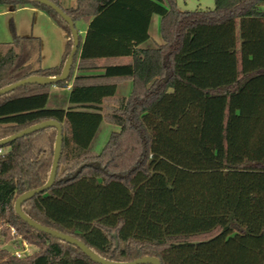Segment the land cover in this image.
<instances>
[{
    "label": "trees",
    "instance_id": "obj_1",
    "mask_svg": "<svg viewBox=\"0 0 264 264\" xmlns=\"http://www.w3.org/2000/svg\"><path fill=\"white\" fill-rule=\"evenodd\" d=\"M61 6L58 0H54ZM66 33L56 66L41 64V38L0 43V89L32 75L61 74L73 47L69 24L35 0ZM264 0H214L182 10L177 0H77L63 8L88 29L69 77L0 95V140L55 119L63 126L57 177L22 204L32 219L70 234L111 261L152 256L161 264H264ZM160 15L161 42L150 38ZM76 26V25H75ZM102 42V44H100ZM94 48L93 53L90 49ZM130 55L127 63L116 59ZM104 69L92 75L76 70ZM132 80L129 95L116 86ZM70 87L67 108L46 107L51 87ZM113 130L92 147L102 121ZM57 135L48 126L0 145V229L14 227L38 251L0 249V264H101L38 230L16 199L50 177ZM100 162L101 168L85 165ZM150 264V263H144Z\"/></svg>",
    "mask_w": 264,
    "mask_h": 264
},
{
    "label": "crops",
    "instance_id": "obj_2",
    "mask_svg": "<svg viewBox=\"0 0 264 264\" xmlns=\"http://www.w3.org/2000/svg\"><path fill=\"white\" fill-rule=\"evenodd\" d=\"M58 1L64 8L73 7L77 3V0ZM11 22L13 23L18 34L25 36L35 35L41 38V64L43 67L56 66L61 62L66 47V33L45 10L32 4H23L16 9H11L10 7L0 5V43H8L12 40V32L10 28ZM88 25L89 23L85 22L84 28L79 30V33L82 36V48L85 47L84 40ZM149 34L150 38L147 41L141 43L138 47H144L151 43L161 42L159 13L152 14L151 21L149 23ZM100 44H102V42H100ZM94 51V48L90 49L91 53ZM130 58V55H126L122 56L120 59H116V61L121 60L127 63ZM102 72H104V69L76 70L75 75H94ZM131 90L132 80L126 79L121 84L116 86L115 94L126 96L130 94ZM65 92L66 95L64 94ZM69 94L70 89L67 87L53 86L51 87L50 95L45 102V106L53 108H67L71 100ZM117 129H119L118 126L107 123L103 120L96 131V136L91 144L92 147L98 140L99 134L106 130L103 132V136L105 135L103 140H101L103 142H100L99 140V142H97V144L100 146L96 150L99 151L107 135L111 131Z\"/></svg>",
    "mask_w": 264,
    "mask_h": 264
},
{
    "label": "water",
    "instance_id": "obj_3",
    "mask_svg": "<svg viewBox=\"0 0 264 264\" xmlns=\"http://www.w3.org/2000/svg\"><path fill=\"white\" fill-rule=\"evenodd\" d=\"M38 1L42 4L48 5L52 7L59 15H61L65 21L69 24L70 29L72 31L73 35V47L72 50L70 51L65 65L63 67V70L61 74L55 75V76H43V75H32L28 78L22 79L18 82H15L13 84L7 85L3 88L0 89V95L7 93L11 90H14L15 88L25 85V84H33V83H39V84H50V83H56L58 81H64L66 80L71 72L72 65L74 62V56L75 53L77 52L78 46H79V30L75 26V22L73 21L72 17L68 15L63 8L57 4L54 0H35ZM48 126H55L57 128V135H56V140H55V147H54V157H53V164H52V169L50 173V177L47 180V182L38 188L31 189L29 191L24 192L21 194L15 201V210L17 214L24 220L26 221L29 225L32 227L41 230L43 232L49 233L55 237H58L62 240H65L71 244H74L78 246L84 253H86L89 257H91L93 260L101 263V264H144V263H150V264H161V261L157 257H152V256H144V257H139L134 260L128 261V262H121V261H111L107 260L97 253H95L88 245H86L84 242L80 241L76 237L61 232L57 229H53L51 227H48L46 225H43L41 223H38L34 219H32L30 216H28L22 209V204L25 202L27 199L31 198L37 193L43 192L44 190L49 189L55 182L56 177H57V172H58V167H59V161L61 157V152H62V144H63V126L61 122L55 119H49L42 121L40 123H36L34 125H31L7 138L1 139L0 140V145H5L19 137L24 136L25 134H29L31 132H34L36 130L42 129L44 127ZM85 165L88 166H94L96 168H101L100 162H87L83 165H80L76 171L71 175L64 177L63 180L67 181L69 179L75 178L83 169Z\"/></svg>",
    "mask_w": 264,
    "mask_h": 264
},
{
    "label": "rangeland",
    "instance_id": "obj_4",
    "mask_svg": "<svg viewBox=\"0 0 264 264\" xmlns=\"http://www.w3.org/2000/svg\"><path fill=\"white\" fill-rule=\"evenodd\" d=\"M177 3L179 8L182 10L210 9L214 7V0H177ZM75 25L78 30H82L85 26V22L83 20H79L75 23ZM64 94L66 95V92ZM105 131L106 130L102 131L98 136V140L100 142H103L101 140H103L105 136H103V132ZM110 133L104 139L105 141L102 146H104V144L108 140ZM98 140L93 145L94 150H96L100 146L97 144V142H99ZM102 146L100 147L99 151L102 149ZM23 240L26 243H23ZM1 248H6L11 252L20 251L22 253V257L30 255L38 251L39 249L37 245L30 242L28 239L23 238L20 233H18L17 235H13L12 232H10V238H7L6 236L1 234L0 229V249Z\"/></svg>",
    "mask_w": 264,
    "mask_h": 264
},
{
    "label": "built area",
    "instance_id": "obj_5",
    "mask_svg": "<svg viewBox=\"0 0 264 264\" xmlns=\"http://www.w3.org/2000/svg\"><path fill=\"white\" fill-rule=\"evenodd\" d=\"M70 87H71L70 85L67 86L68 89H70ZM1 152H2V148H0V153H1ZM11 232H12L13 235H17V234H18L17 230H16L14 227L12 228ZM23 243H26V242L23 240ZM14 253H15L18 257H22V253H21L20 251H15Z\"/></svg>",
    "mask_w": 264,
    "mask_h": 264
}]
</instances>
